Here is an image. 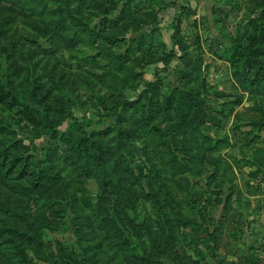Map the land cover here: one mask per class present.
Listing matches in <instances>:
<instances>
[{
	"label": "rangeland",
	"instance_id": "1",
	"mask_svg": "<svg viewBox=\"0 0 264 264\" xmlns=\"http://www.w3.org/2000/svg\"><path fill=\"white\" fill-rule=\"evenodd\" d=\"M1 119L0 264H264V0H0Z\"/></svg>",
	"mask_w": 264,
	"mask_h": 264
},
{
	"label": "trees",
	"instance_id": "2",
	"mask_svg": "<svg viewBox=\"0 0 264 264\" xmlns=\"http://www.w3.org/2000/svg\"><path fill=\"white\" fill-rule=\"evenodd\" d=\"M2 129H6V130H9V131H15V132L17 131L16 130V126L13 123H10V122H7V121H4V120L1 119L0 120V130H2ZM22 135H24V137H27V138H33V136L25 134V133H23ZM3 165H4V163L0 162V182L1 183H6L5 182L6 178H5V173L4 172H7V168L6 169L3 168ZM9 165H11V163ZM8 168H9V166H8ZM37 182H38L37 178H35V180L33 182H31V185H32L31 191H35L34 189H35V185L37 184ZM0 205L5 206V204L2 203V202L0 203Z\"/></svg>",
	"mask_w": 264,
	"mask_h": 264
}]
</instances>
